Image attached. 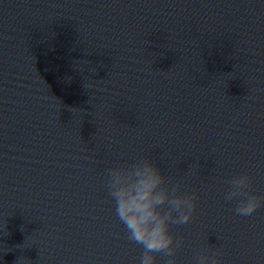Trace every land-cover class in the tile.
I'll use <instances>...</instances> for the list:
<instances>
[{"label": "water", "instance_id": "water-1", "mask_svg": "<svg viewBox=\"0 0 264 264\" xmlns=\"http://www.w3.org/2000/svg\"><path fill=\"white\" fill-rule=\"evenodd\" d=\"M2 264H264V0H60Z\"/></svg>", "mask_w": 264, "mask_h": 264}]
</instances>
